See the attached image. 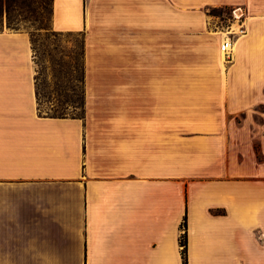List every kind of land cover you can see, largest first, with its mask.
Returning <instances> with one entry per match:
<instances>
[{
	"label": "crops",
	"instance_id": "0c3cea01",
	"mask_svg": "<svg viewBox=\"0 0 264 264\" xmlns=\"http://www.w3.org/2000/svg\"><path fill=\"white\" fill-rule=\"evenodd\" d=\"M241 1L225 73L204 8ZM255 3L52 0L83 34L80 117L39 114L29 35L0 30V264H183L184 231L186 264H264V107L233 98L264 95Z\"/></svg>",
	"mask_w": 264,
	"mask_h": 264
},
{
	"label": "rangeland",
	"instance_id": "374dc122",
	"mask_svg": "<svg viewBox=\"0 0 264 264\" xmlns=\"http://www.w3.org/2000/svg\"><path fill=\"white\" fill-rule=\"evenodd\" d=\"M30 7L19 6L14 11L15 25L8 27L5 12L0 20L3 28L22 30L29 35L32 56L35 62V87L38 93L39 114L80 117L83 114V67L84 39L82 33H60L52 28V3L50 0H27ZM250 0H247L249 2ZM260 0H258L259 2ZM257 4V0L256 3ZM32 9L36 13H31ZM208 18V31L212 33L235 30L234 40H238L239 23L242 21L246 33L248 26L246 17L247 5L244 1L231 5L204 8ZM238 15V17H236ZM231 27V28H230ZM226 34V33H225ZM222 36V35H220ZM225 36V35H224ZM189 42H183L182 71H202L207 67L209 59H189ZM232 55L235 53L232 50ZM221 56V71L232 70L233 59ZM263 69V68H261ZM236 101H253L264 107V95L256 97L236 96ZM260 108L263 110V108Z\"/></svg>",
	"mask_w": 264,
	"mask_h": 264
},
{
	"label": "trees",
	"instance_id": "16d2710c",
	"mask_svg": "<svg viewBox=\"0 0 264 264\" xmlns=\"http://www.w3.org/2000/svg\"><path fill=\"white\" fill-rule=\"evenodd\" d=\"M52 3V0H50ZM31 2L27 0H0V20L2 19V15L5 12L6 14V22L8 27H12L15 25V18H14V11L16 8L19 6H26L30 7ZM31 13H36L35 9H32L30 11ZM36 86V85H35ZM83 92V91H82ZM37 93V90H36ZM37 99H38V93H37ZM82 108H83V95H82ZM49 117H68L66 114H60V115H47ZM70 117H76L75 115L70 116ZM182 228H186V222L185 218L183 219V222L181 224ZM180 244H181V257L183 264H186V253H187V244H186V234L185 231L180 237Z\"/></svg>",
	"mask_w": 264,
	"mask_h": 264
},
{
	"label": "built area",
	"instance_id": "2783aa9c",
	"mask_svg": "<svg viewBox=\"0 0 264 264\" xmlns=\"http://www.w3.org/2000/svg\"><path fill=\"white\" fill-rule=\"evenodd\" d=\"M243 22L241 21L239 23V28H238V32L240 35L245 34V30L243 29ZM231 28V27H230ZM221 33H226L224 35L221 36V40L219 43V51L222 54V57L224 59H230L231 55H232V50L234 47V44L236 42V40H234V34H236L235 30H227V32H221Z\"/></svg>",
	"mask_w": 264,
	"mask_h": 264
},
{
	"label": "bare ground",
	"instance_id": "6f19581e",
	"mask_svg": "<svg viewBox=\"0 0 264 264\" xmlns=\"http://www.w3.org/2000/svg\"><path fill=\"white\" fill-rule=\"evenodd\" d=\"M236 17H238V15H236ZM224 34H225V33H220V35H224ZM215 35H218V33H215ZM241 37H243V36H241ZM241 37H239L238 40H239ZM236 51H237V41L235 42L234 47H233V52L236 53ZM220 54H221V53H220ZM221 56H222V54H221ZM219 60H220V62H222L221 59H219Z\"/></svg>",
	"mask_w": 264,
	"mask_h": 264
}]
</instances>
